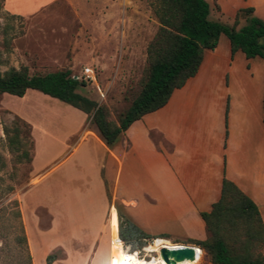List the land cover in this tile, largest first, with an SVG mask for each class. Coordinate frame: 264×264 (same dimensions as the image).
I'll return each mask as SVG.
<instances>
[{"label":"crops","instance_id":"0c3cea01","mask_svg":"<svg viewBox=\"0 0 264 264\" xmlns=\"http://www.w3.org/2000/svg\"><path fill=\"white\" fill-rule=\"evenodd\" d=\"M205 1L211 20L230 24L236 10L251 7L252 14L264 23V0ZM25 2L3 0V8L25 16L31 10L17 8ZM263 87L264 60L246 58L240 50L231 53L227 37L220 34L213 49L202 50L195 74L173 89L163 106L132 121L110 146L102 142L81 112L76 139L58 164L73 160L83 169L82 176L91 177L99 188L96 201L90 195L82 196L88 208L74 237L87 232L95 243L106 238L103 218L108 209L109 240L117 235L118 211L149 239L195 245L187 240L206 237L200 213L208 212L218 199L223 178L253 202L264 227ZM37 174L35 184L45 175ZM21 220L32 264H36L22 210ZM49 248L42 256L57 248L63 256L48 264L67 262L62 240ZM109 253L102 264H111L112 247ZM90 261L89 257L87 264Z\"/></svg>","mask_w":264,"mask_h":264},{"label":"rangeland","instance_id":"374dc122","mask_svg":"<svg viewBox=\"0 0 264 264\" xmlns=\"http://www.w3.org/2000/svg\"><path fill=\"white\" fill-rule=\"evenodd\" d=\"M25 1V6L18 3L17 8L31 12L22 16L9 13L0 0V72L21 65L39 74L69 69L80 82L77 92L105 106L116 120L138 90L145 46L157 28L149 0ZM242 23L239 19L237 26ZM85 67L93 70V81L84 80ZM80 113L32 89L21 97L0 94V264H21L24 259L14 239L18 232L11 216L13 200L26 217L36 264H45L42 252L61 240L66 245L65 264H87L89 257L90 264H102L110 254L108 209L103 218L106 238L95 243L87 232L74 237L88 208L82 196L96 201L98 184L83 177V169L73 160L58 164L76 139ZM15 133L19 146L12 142ZM36 173H45L37 184ZM115 218L117 227L116 214ZM146 241L133 249L123 245V249L139 250L142 256L140 248ZM252 251L261 255L264 245ZM48 255L54 258L63 253L57 248ZM151 256L156 254L147 253L145 258ZM194 264L209 262L202 253Z\"/></svg>","mask_w":264,"mask_h":264},{"label":"trees","instance_id":"16d2710c","mask_svg":"<svg viewBox=\"0 0 264 264\" xmlns=\"http://www.w3.org/2000/svg\"><path fill=\"white\" fill-rule=\"evenodd\" d=\"M149 6L157 28L145 46L138 90L116 120L109 117L105 106L77 92L80 82L71 77L69 69L39 74L30 73L24 65L8 68L0 72V94L21 97L33 89L64 102L86 114L102 142L110 146L132 121L163 106L172 90L195 74L202 50L213 49L220 34L227 37L231 53L240 50L246 58L264 60V23L252 14L251 7L239 8L230 24H222L208 18L205 0H149ZM239 19L243 23L237 26ZM262 123L264 126V87ZM12 142L19 146L16 133ZM12 205L18 232L14 239L24 253L21 264H32L17 202L13 200ZM116 216L117 234L124 245L133 249L149 239L118 211ZM200 217L206 237L187 240L198 247L199 257L203 253L209 264H264V252L256 255L252 251L264 245V227L253 202L233 183L222 179L218 199ZM52 258L47 255L45 262Z\"/></svg>","mask_w":264,"mask_h":264},{"label":"bare ground","instance_id":"6f19581e","mask_svg":"<svg viewBox=\"0 0 264 264\" xmlns=\"http://www.w3.org/2000/svg\"><path fill=\"white\" fill-rule=\"evenodd\" d=\"M116 236H113L112 238V249L114 250V255L111 261V264H194L197 262L199 257V249L196 245H187L191 248L192 254L188 257L182 256V257H175L174 254L168 255V261H164L160 254L159 249L165 248L166 250H170L172 248L179 247L178 244H172L169 242H164L162 239L157 238L154 241V244L149 247L148 250L150 252L154 251L156 252V256H151V258H139L134 254L127 255L121 245H118L116 242ZM161 243V246L158 247V244ZM153 253V252H152Z\"/></svg>","mask_w":264,"mask_h":264},{"label":"built area","instance_id":"2783aa9c","mask_svg":"<svg viewBox=\"0 0 264 264\" xmlns=\"http://www.w3.org/2000/svg\"><path fill=\"white\" fill-rule=\"evenodd\" d=\"M82 73H84V80H90V81H93L94 80L93 79L94 75H93V72H92L91 69H89V68H83L82 69ZM100 95H102V94L100 93ZM115 239H116V242L118 243V245H121L123 247L124 244H123L122 240L119 238L118 234H117V238H115ZM156 239L157 238H150V239H148V242L146 241V245L141 246L140 251L143 252V255L142 256L139 255V250H132V251H130V250L124 249V251H125V253L127 255H130L131 256V254H134V255H136L139 258H145V255L147 253H151L150 250H148V249H149L150 246H152L154 244V241ZM160 239H162V238H160ZM162 240L164 242L167 241V242L172 243V244H178L179 246L182 245V244H179V243L170 242V241H168L166 239H162ZM111 245H112V241L109 240V251H110ZM159 246H161V243L158 244V247ZM152 252H154V251H152ZM154 253L156 254V252H154ZM201 254H200V256H201ZM199 259H200V257H199Z\"/></svg>","mask_w":264,"mask_h":264},{"label":"water","instance_id":"95a60500","mask_svg":"<svg viewBox=\"0 0 264 264\" xmlns=\"http://www.w3.org/2000/svg\"><path fill=\"white\" fill-rule=\"evenodd\" d=\"M159 254L164 261H168L169 254H174L175 257H182V256L188 257L192 254V250L186 244H182L179 247L170 249L169 251L166 250L165 248H160Z\"/></svg>","mask_w":264,"mask_h":264}]
</instances>
